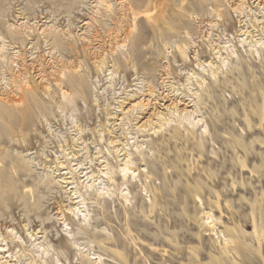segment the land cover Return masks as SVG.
<instances>
[{
    "label": "rangeland",
    "instance_id": "rangeland-1",
    "mask_svg": "<svg viewBox=\"0 0 264 264\" xmlns=\"http://www.w3.org/2000/svg\"><path fill=\"white\" fill-rule=\"evenodd\" d=\"M104 2L0 0V264H264V0Z\"/></svg>",
    "mask_w": 264,
    "mask_h": 264
},
{
    "label": "bare ground",
    "instance_id": "bare-ground-1",
    "mask_svg": "<svg viewBox=\"0 0 264 264\" xmlns=\"http://www.w3.org/2000/svg\"><path fill=\"white\" fill-rule=\"evenodd\" d=\"M104 1H105V0H97V2H104ZM97 5H98V4H97ZM162 7H163V6H162ZM104 8H105L106 10L109 9V8H110V4L104 2ZM128 8H129V7H128ZM125 10H126V9H125ZM129 11H131V10H129ZM160 12H162V9L160 10ZM125 13H127V12H125ZM125 13H124L123 16L126 15ZM127 14H128V13H127ZM129 14H131V12H130ZM216 14L219 15L218 12H217ZM17 15H18V14H17ZM123 16H122V17H123ZM126 16H127V15H126ZM126 16H125V17H126ZM131 16H132V15H129L130 18H131ZM122 17H121V18H122ZM23 18H24V17H23ZM121 18H120V19H121ZM126 18H127V17H126ZM126 18H125V20H126ZM122 19L124 20V18H122ZM30 20H31V19H30ZM30 20H29V21H30ZM29 21H28V19H25V20L22 19L19 23L15 24V25H16L15 28L18 29V32H20V33L23 32V31H25V30H26V31H30L31 28H32V24H33V23H30ZM120 21H121V20H120ZM126 21H127V20H126ZM128 21H129V20H128ZM121 22H123V21H121ZM130 22H131V21H130ZM128 23H129V22H128ZM125 24H126V23H125ZM125 24H124V26H125ZM6 25H7V24H6ZM128 26H129V25H128ZM8 27H12V26H8ZM35 27H36V26H35ZM120 27H121V26H120ZM5 28H6V27H5ZM13 28H14V26H13ZM7 29H8V28H7ZM7 29H6V30H7ZM38 29H39V31H40V34H42V36H43L45 39H46V37H48V38L51 37L52 40H53V44L55 43L54 41L56 40V34H57V33H56V31H55V30H56L55 27H54L52 24H51V25H42V27H41V28L39 27ZM38 29H37V30H38ZM8 31L12 33V31H10V30H8ZM13 31H14V30H13ZM34 32H35V31H34ZM66 32L68 33V31H66ZM11 33H10V34H11ZM15 33H16V32H15ZM20 33H19V34H20ZM59 33H60V32H59ZM116 33H117V32H116ZM26 34H29V33H26ZM114 34H115V33H114ZM13 35L15 36L14 33H13ZM16 35H18V34H16ZM10 36H11V35H10ZM27 36H28V35H27ZM57 36H58V35H57ZM117 36H118V35H117ZM119 36H120V35H119ZM38 37H39V34H38ZM113 37H114V36H113ZM115 37H116V36H115ZM1 38H2V36H1ZM1 38H0V39H1ZM18 38H20V35H19ZM123 38H125V37L123 36ZM115 39H116V38H115ZM115 39H114V41H115ZM5 40H6V39H5ZM47 40H48V39H47ZM49 40H51V39H49ZM60 40H61V39H60ZM1 41H2V40H1ZM15 41H16V40H15ZM57 41H58V40H57ZM57 41H56V42H57ZM124 41H125V40H124ZM21 42H22V41H21ZM21 42H20V43H21ZM122 42H123V41H122ZM6 43H7V42H6ZM6 43H5V44H6ZM47 43H48V41H47ZM113 43H115V42H113ZM5 44H4L3 41L0 42V50H2V49L5 48V47H4ZM53 44H52V45H53ZM115 44H116V43H115ZM115 44H114V45H115ZM6 45H7V44H6ZM117 45H118V43H117ZM13 46H14V45H13ZM7 47H8V46H7ZM55 47H56V46H55ZM10 51H11V50H10ZM0 52H1V51H0ZM2 52H3V51H2ZM13 54H14V53H13ZM0 55H1V54H0ZM7 56H8V55H7ZM11 57H12V56H11ZM9 58H10V57H9ZM29 58H30V57H29ZM32 59H33V58H32ZM3 63H4V62H3ZM98 63H100V62H98ZM32 64H33V63H32ZM0 65H1V64H0ZM98 65H99V64H98ZM100 65H101V64H100ZM15 66H16V65H15ZM23 66H24V65H23ZM23 66H22V67H23ZM9 69H10V68H9ZM23 69H24V68H23ZM26 70H27V69H26ZM57 70H58V69H56V71H57ZM61 71H62V70H61V67H60V69L58 70V73H61ZM8 72H9V71H8ZM20 75H21V74H20ZM20 75H19V76H20ZM58 76H59V74H58ZM15 79H16V78H15ZM23 79L25 80V77H24ZM23 79H19V80H20L21 84H23V86H25V87H24V90H26V91H28V92H31L32 90H30V87H31V86H29V84H28L29 82L27 83V81H26V80L24 81ZM13 80H14V77H13ZM19 80H18V82H19ZM27 80H28V79H27ZM74 80H75V78H74ZM8 82H9V81H8ZM71 82H73V80H71ZM74 83H75V82H74ZM14 84L17 85V83H14ZM69 84H70V80H69ZM11 86H12V85H11ZM17 86H19V85H17ZM17 86H16V87H17ZM75 86H76V85H75ZM77 86H78V85H77ZM20 87H21V85H20ZM70 87H71V85H70ZM73 87H74V86H73ZM73 87H71V88L73 89ZM6 88H7V86H6ZM11 88H12V87H11ZM1 89H2V88H1ZM14 89H15V88H14ZM74 89H75V88H74ZM16 90H17V89H16ZM75 90H77V89H75ZM149 90H150V89H148V92H149ZM2 91H3V90H2ZM19 91H20V90H19ZM76 92H77V91H76ZM11 93H12V92H11ZM16 93H17V92H16ZM77 93H78V92H77ZM149 93H150V92H149ZM2 94H3V93H2ZM64 94H65V93H64ZM65 95H66V94H65ZM62 96L64 97V95H62ZM0 97H1V96H0ZM11 98H12V97H11ZM8 99H9V98H8ZM5 102H6V101H5ZM2 103H3V102H2ZM134 105H135V104H134ZM137 105H138V104H137ZM245 120H246V124H247L248 132L251 134L252 132H254V130L251 131V129H253V128H252L253 126L251 125V123H250L247 119H245ZM10 128H11V127H10ZM19 128H20V127H19ZM11 130H12V129H11ZM250 131H251V132H250ZM243 151L247 152V150L244 149V147H243ZM2 157H3V156H2ZM252 158H255V156H253ZM21 159H22V158H21ZM23 159H24V158H23ZM25 159H26V158H25ZM25 159H24V160H25ZM30 162H31V161H30ZM241 163H242L241 166H244V165H243V161H241ZM14 164H15V163H14ZM18 164H19V163H18ZM20 164H21V163H20ZM24 164H25V162H23V164L19 165L20 167L17 166L18 169H19V168H22V169L24 170V168H25V167H24ZM25 165H26V164H25ZM15 166H16V165H15ZM12 168H13V166H12ZM27 170H29V169H27ZM126 170H130V168L127 167L126 165H124V167L121 168V171L125 172ZM31 171H32V170H31ZM25 172H26V171H25ZM130 172H131V174H132V173H133V170H131ZM121 177L124 178V177H125V174H122ZM10 178H11V177H10ZM14 178H15V176H14ZM108 179H109V181H113L112 177H109ZM4 181H5V180H4ZM21 183H22V182H21ZM21 185H22V184H21ZM5 186H6V185H5ZM23 186H24V188H25V187L28 188V186H26L25 184H23ZM109 187H110V186H109ZM109 187L106 188V189H107V190H106V193H108L110 190L112 191V189H110ZM2 188H3V187H2ZM34 188H35V187H34ZM4 189H5V188H4ZM13 189H14V188H13ZM24 190H25V189H24ZM24 190H23V191H24ZM5 191H6V190H5ZM16 191H17V190H16ZM28 191H29V192H28V193H29L28 195H31L33 190H32V191L30 190V186H29V188H28ZM10 192H11V191H10ZM16 193H17V192H16ZM106 193L104 192L103 194H106ZM18 194H19V193H18ZM24 194H25V193H24ZM26 195H27V193H26ZM26 195H25V196H26ZM32 195H33V194H32ZM32 195L30 196V200H31ZM126 195H127V193H125V194L122 195L123 199H125V200L127 199V196H126ZM14 196H15V195H14ZM17 196H18V195H17ZM25 196H24V197H25ZM33 196H34V195H33ZM107 196H109V195L106 194L105 197H107ZM112 196H113V195H112ZM14 198H16V197H14ZM32 198H33V197H32ZM103 198H104V196L102 195V193H101V194H100V193L96 194V199H103ZM24 199H25V198H24ZM108 199H110V198H108ZM10 200H11V198H10ZM30 200H29V201H26V202H23V203H25L24 206H26V204L29 205V206H31V207L33 206V204H34V206H35V202H31ZM33 200H34V199H33ZM106 200H107V199H105V201H106ZM4 202H5V201H4ZM36 202H37V201H36ZM29 209H30V207H29ZM27 211H28V210H27ZM68 211H69V210H68ZM78 211H79V210H78ZM70 212H71V218H70V217H69V218L71 219L72 222H74V220H75L74 217H75V216L73 215V212H72V211H70ZM72 217H73V218H72ZM47 219H48V218H47ZM79 221H80V220H79ZM134 222H137V221H134ZM211 230H212V226H211ZM141 236L147 238V235H146L145 233H141ZM155 241L158 242L159 239H156ZM232 243H234V241H233L231 238H229V239L226 238V239H224L223 246L226 247L227 245H231ZM78 252H79V255H80V261H79L78 263H82V264H84V263H85V264H91V263H93V261H92L93 258H89L87 253H85V252H81L79 249H78ZM237 254H238V253H237ZM118 256H119L120 258H122L123 261H125L126 258H125V255H124V254H122V253L119 252V253H118ZM83 258H84V260H85L86 262L83 260Z\"/></svg>",
    "mask_w": 264,
    "mask_h": 264
}]
</instances>
